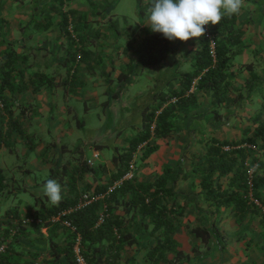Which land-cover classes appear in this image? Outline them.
<instances>
[{
	"label": "trees",
	"instance_id": "16d2710c",
	"mask_svg": "<svg viewBox=\"0 0 264 264\" xmlns=\"http://www.w3.org/2000/svg\"><path fill=\"white\" fill-rule=\"evenodd\" d=\"M245 2L251 5L246 10L247 19L242 17L245 6L240 15L231 18L225 16L218 25H208L216 41V63L202 74L194 92L187 96L184 92L191 79L210 66L205 36L187 42L170 41L171 46L165 47L168 40L150 29V33L142 31L140 38H132L123 49L124 53L131 56L133 63L136 61L137 66L145 67L148 63L146 70L155 69L153 65L170 55L172 72L167 80L170 81L171 88L170 91L160 93L154 108L143 112L141 129L109 161L114 169H110L107 182L98 186L96 184V188L89 187L86 191L102 190L125 173L132 154L141 142L147 141L137 157L142 163L157 149L158 138L173 137L176 133L180 135L183 131L179 128L177 115L190 123L192 117L188 111L195 107L197 93H206L210 97V104L214 106L223 104V107L233 105L237 108L236 112L229 111L224 115L233 116L240 135L232 139L212 140L210 137V140H203L202 147L188 151L185 149L174 164L162 165L159 174L147 179L139 178L137 166L134 176L123 181L112 193L69 215V220L82 236L81 252L88 264H199L206 255L213 250L221 252L231 241L244 240L247 247L249 242L246 236L253 231L255 221L260 228V236L264 237V41L252 51L255 67L253 61L236 62L241 49L250 45V42L243 41L244 24L251 22L250 13L253 9L264 15V2L259 8L254 5L256 0ZM37 3L38 0L35 8ZM150 3L151 0H136L137 11L142 18L148 17L147 8ZM51 5L58 15L57 35L69 42L67 50H64L67 47L64 42H57L59 50L64 51L58 60L59 67H65L66 70L62 81L55 82L59 75H55L54 70L48 73L39 71L34 67L35 62L22 66L35 51L32 46L26 48L22 43V50L19 52L14 47L9 48V44L5 50L0 48V142H8L16 132L26 139L31 151L42 146L40 155L47 160L50 159L47 153L50 145L39 140L41 133L38 134L33 128L29 129L33 113L25 115L28 103L25 105L18 102L14 93L28 90L35 93L51 86L55 88L56 85L67 84L70 89L83 85L81 80L75 79L76 66L67 65L69 59L75 64L82 60V47L92 40L88 35H83V29L88 23L84 10H79L78 5L69 4L67 7V0H52ZM106 14L102 17L104 23L108 21H103ZM141 21L144 22L143 19ZM129 35L132 36V33ZM60 37L57 36L55 40H61ZM162 39L166 41L165 45ZM2 40L0 34V47ZM137 40L139 42L136 46L131 44ZM178 49H181L180 53ZM181 52L184 55L181 56ZM177 55L183 57L181 62L190 61V69L183 71L178 67L179 62L173 58ZM132 61L128 65L132 66ZM245 70L252 72L251 75L237 84L238 75ZM121 73L124 77L125 73ZM24 74L27 77L23 81ZM172 96L178 97L177 101L163 107L154 120L155 111ZM16 110L25 117L26 124L23 127L21 118L15 115ZM225 116L219 109L212 115L219 121L226 119ZM152 121L155 122L153 135L149 130ZM193 132L194 130L191 134ZM251 144L255 148H251ZM224 146H229V149H224ZM245 161L257 166L252 175V188L247 184ZM59 164L60 161L55 168ZM106 166L104 162L94 165L87 163V160L78 167L73 166L72 174L67 178L70 188L75 185L76 177L85 173L92 176L106 174L109 171ZM65 167L64 165L62 170H51L61 179L66 171ZM47 179L50 177L42 180L43 184ZM14 181L13 177L7 176L0 168V245H5L0 251V264H34L37 261L40 264H61L62 258L75 264L71 249L74 231L60 222L49 223L46 218L74 203L79 194L62 197L58 206H52L43 194L37 197L35 195L34 205L31 207L33 209L26 210V213L20 212L17 205L2 211L1 203L6 201L11 189H15ZM184 183L190 186V190ZM250 192L258 203L250 200ZM104 207L106 218L102 224L95 226ZM26 216L40 218L42 222L22 223V218ZM42 227L46 228V232L41 231ZM180 229L190 246L187 251L181 247L178 236ZM42 249L48 251L47 259L39 258Z\"/></svg>",
	"mask_w": 264,
	"mask_h": 264
},
{
	"label": "rangeland",
	"instance_id": "374dc122",
	"mask_svg": "<svg viewBox=\"0 0 264 264\" xmlns=\"http://www.w3.org/2000/svg\"><path fill=\"white\" fill-rule=\"evenodd\" d=\"M39 1L43 2V4L37 3V8H35L36 1H19L22 4L21 11L25 13V21L23 23L25 27L22 32L16 31L18 37L15 39L16 42L25 40V47L32 46L33 50H35L28 56V60L22 63V66H27V64L31 62H36V66L45 65L51 67L54 63L52 69L54 70V74L60 75L62 72L63 75H65V67L57 66L59 58L64 53L63 50H59L57 47V42H64V45L67 46L64 50H67L69 47L68 39L63 41L64 38L57 35L59 31L57 28L53 30L52 35L46 38L47 43L37 44L39 39L38 18L42 17V21L45 22V13L51 15L53 14L52 12H56V9H53V11L46 9L44 4L49 0H38V2ZM263 2L262 0H256L254 5L256 8H259L262 7ZM69 4L70 6L78 5L77 8L79 10H84L88 23L83 29V35H88L90 37L89 39H92L90 40V44L85 43L82 47L84 51L83 59L76 64L73 60L69 59L67 65L76 66L77 74L75 79L81 80L83 84L78 86L80 91L75 87L72 88L74 94L81 95L80 98L75 99L71 94V103L75 107L77 113L68 112L62 102L56 106L49 120H45V126L48 124L47 121L50 123V131L44 134L42 131L39 140L50 145L47 152L48 158L50 157V159L47 160L50 163L49 167L44 166V163H47L44 156H38L34 151L26 152V148L29 145H27L24 137L17 140L16 151L11 152L7 149L3 155L1 154L0 168H3L5 171L7 168L10 169L11 175H14V186L16 189L15 194H11L12 191H10L9 193L11 195H8L6 201L1 203L3 205L2 211L5 206H25L26 209L33 207L34 196L36 195L37 197L40 194L44 195V184L42 180L49 176L50 179H54L58 182L59 176L53 173L51 175L50 169L55 168L58 159L60 160V164L58 168L56 167L55 169L62 170V167L65 165L66 171H64L63 176L68 179L72 174L71 168L73 166L78 167L80 161L83 160L80 159L81 157H84V159L91 158L94 165H98L104 160H107V162L111 164L109 161H111L112 157L118 151H122L127 141L135 136L141 129L142 119L141 113L138 112V110L142 105L149 103L147 99L155 88V80L152 79V72L137 67V64H135L136 61L134 63L132 61V66L128 65L120 69L115 66L116 69H119L118 73L113 72V70L107 73L108 66L106 62L103 61L102 57L103 51L107 50L104 47L107 43L111 44L112 48L126 47V44L123 43L125 38L124 33L127 34V29H132L131 27L137 26L136 0H67V7H69ZM52 5L57 7L55 3H52ZM104 6L106 7L104 8ZM249 7L250 6H248V9ZM106 9L108 10L107 14ZM254 10L255 9L250 13L251 21L254 22V30L264 35V15ZM105 14L106 19H108L106 23L102 22V17ZM103 30L108 32L107 38L103 37ZM98 31L99 34L97 35ZM57 36L60 37L61 40L56 41L55 38ZM141 36L142 35H133V38L138 39ZM138 42L139 40L134 42L133 45L136 46ZM249 42L251 43H249L250 45L247 47V52L252 53L256 45L252 38L249 39ZM13 47H17L16 43L13 44ZM31 65L30 67H32ZM121 72L125 73L124 77L121 75ZM104 90H107V92H103ZM113 92H115V94H113ZM81 93H84L88 98H82L83 95ZM60 95L62 98L66 99L64 102L67 103L69 93L67 92L65 94V90L61 89ZM36 106L37 102L35 101L33 102L31 111H33ZM220 111L224 114L222 110ZM58 112L61 113L58 114ZM180 116L177 115V117H179V128H181L180 130L184 133L182 135L176 133L173 137L168 136L166 139L172 140L173 138H179L177 142L180 141V144L183 143L185 147H188L187 149L193 148L194 150L199 147L200 138H202L203 134L210 137L216 136L217 133H221V135L227 137L228 128L226 122H232L233 118V116L226 117L224 115L226 119H223L218 127L212 128L207 126L209 125L208 120H211L210 116L205 115V129H203L205 131H197L189 121H186V118L182 119ZM199 128L202 129L201 126ZM193 130H195L197 134L194 133L191 136V131ZM161 140L163 139H157L158 142ZM95 144L99 148L97 149V154L93 155L94 148L92 147ZM158 149L156 151H158ZM137 157L135 160L136 167L141 165V161ZM66 160L67 162H63ZM27 169L29 170L27 171ZM17 188L19 190H17ZM19 210L21 211V209ZM219 254L218 250H213V252L206 255V258L201 260L199 264H207L210 262V257L212 255L216 257V260H219L220 257H222V255Z\"/></svg>",
	"mask_w": 264,
	"mask_h": 264
},
{
	"label": "crops",
	"instance_id": "0c3cea01",
	"mask_svg": "<svg viewBox=\"0 0 264 264\" xmlns=\"http://www.w3.org/2000/svg\"><path fill=\"white\" fill-rule=\"evenodd\" d=\"M20 0H0V34L2 35V44H1V49L5 50L7 45L9 48L13 47V42L15 40L16 43V50L19 52L22 50L21 46L22 43H24L26 45V41H18L16 42V31H20L22 32L24 30L25 25L23 24L25 19H24V11H21L22 9V4L19 2ZM31 1H36V0H31ZM51 1L49 0L46 4H44L46 6V9L53 11L52 5H51ZM39 3L43 4V2L39 1ZM245 10L242 12L243 15V19H247L248 18V13H247V9L249 5L248 3L245 2ZM253 6V5H252ZM23 12V13H22ZM53 14L48 15L47 13H45V18L46 21L43 22L42 21V17L38 18V41L37 44H43V43H47L46 42V38L49 35H52L53 30L57 29V23H58V15L57 12H52ZM136 16H137V26L136 27H131L132 29H127V34L124 33L125 38L123 43L124 44H128V42H130V40H132V36L133 35H142L141 32L142 31H150V27L147 25L148 23V17L142 18L141 15L138 13L137 8H136ZM144 17V16H143ZM144 20V22H142L141 20ZM107 19L105 18V20L103 19V21H106ZM254 27V22L251 21L248 24H244V36H243V41L245 43L249 42V39H253L254 43L256 45V47L258 48L259 45H261L260 43L262 41H264V35L263 33H258L256 32ZM107 31L103 30V37L107 38ZM132 33V36H130L129 34ZM150 33V32H149ZM254 33V34H253ZM253 34V35H252ZM21 35V34H19ZM131 37V38H130ZM163 41V45H165V40L162 39ZM12 43V44H11ZM134 42H131V44H133ZM251 43V42H250ZM264 44V43H262ZM171 46V42L168 40L167 44L165 47H170ZM104 47L107 49L105 51H103V61L106 62L107 67V73L110 72V70H113V72L118 73L119 69L122 67H127L128 66V62L132 59L130 58L131 56H128V53H124L123 49L124 47H119V48H112V45L107 43L104 45ZM254 47V46H253ZM255 48V47H254ZM181 49H178V52L180 53ZM182 53V52H181ZM184 55V52L181 54V56ZM253 52H247V47H243L241 49L240 54L237 55V60L236 62L238 63H247L250 61L254 62V67L256 66L255 63V58L253 56ZM175 59V61L179 62L178 67L181 70H188L190 69V61L189 62H181V60H183V57H180V55H177V57H173ZM259 64L261 63V60H258ZM116 62V63H115ZM135 62V61H134ZM182 63V64H181ZM147 65L148 63H146V66L144 67L143 65H139L137 67H140L142 69H147ZM59 67V65H57ZM56 66V67H57ZM115 66L119 69H116ZM34 67L38 68L39 71H45L46 73L48 72H53V67H54V63L51 65V67L45 66V65H39L36 66V62L34 63ZM153 67L155 69H150L148 68L151 72H152V79L155 80V88L154 90H152V93H150V97L147 99L148 100V104L142 105L138 112L141 113V115L143 114V112L145 111H149L151 108H154V105L157 104V97L159 98V95L162 91L165 90H169L171 88V83L170 81H168L167 79L171 76V57L170 55H166V57L162 58L159 63H157L156 65H153ZM173 67H175V65H173ZM37 70V69H36ZM252 72L250 71H243L242 74L237 77V84L238 82H241L245 77H248L251 75ZM27 75L24 74L23 76V81L26 79ZM63 73L61 72L60 75L57 77V79L55 80V82L57 81H62L63 80ZM85 78V76H84ZM55 84V83H54ZM105 85V84H104ZM180 85V84H179ZM63 89L65 90V94L68 92L69 93V98L67 99V103L64 102L66 99L62 98L60 95V90ZM78 91H80V88H76ZM72 88L70 89L69 86L66 85H59L55 88H53V86L48 87L46 90H42L39 92H30L28 91H24L23 93L20 92H15L14 95L17 96V98L19 99L18 102L20 103H28V109L27 111H25V115L26 114H32V122L30 125L29 129L35 130L38 133H41L43 131L44 133H47V131L49 130L50 127V123L49 121L47 126L44 125V123L46 122L45 120H48V118L53 115L54 110L56 109V106L59 105V103H64V106L67 108L68 112H73L74 114L77 113L75 107L72 105L71 103V94L74 96V98H80L81 95H76L72 92ZM103 92H106V90H104ZM82 94V93H81ZM82 98L87 99L88 96H86L84 93L82 94ZM197 100H196V104L194 105L195 107L191 110L188 111V114L192 117V120L190 121V124L194 127V129H196L197 131H205L203 129H205V119L204 116L208 115L210 116L211 120H208V124L207 126L215 128L218 127V125L222 122L223 118L219 121L217 119H214L212 117V115L214 116L215 112L217 111V109L222 110L224 113L227 112L229 113V111H231V113L236 112L237 108H234L233 105L227 106L225 105L223 107L222 106H214L213 104H210V100H209V96L206 93L200 92L197 93ZM96 98V96H95ZM37 102V106L36 108L32 110V106H33V102ZM86 102V101H85ZM214 106V107H213ZM87 108V107H86ZM23 109V106L22 108ZM26 109V108H25ZM61 112H58V114ZM220 113L222 114V112L220 111ZM15 115L19 116V118H21V127L25 126V122L23 117L24 115H21L18 113V110L15 111ZM67 115V114H65ZM64 115V116H65ZM224 116V114H223ZM232 124V125H231ZM201 126L202 129H200L199 127ZM226 126L228 128V136L224 137L223 135H221V133H217L216 136H210L212 138V140H223V139H232L234 137H237L238 135H240L239 130L235 127L234 125V120L232 118V122H226ZM184 132H182L180 135H182ZM196 133L195 130L194 132L191 134V136ZM197 134V133H196ZM216 134V133H215ZM208 138L207 136H205L203 134L202 138H200V142H199V147L197 149H199L200 147H202L203 144V140H210L211 138ZM19 138H21L16 132L13 133L12 135V139L9 140L8 142L4 143V142H0V156L1 154L3 155L7 149H9V151L14 152L16 151V143L17 140H19ZM177 140H179V138H173L172 140H168L166 138H164L163 140H161L160 142L157 141V149L158 151H154L152 152L147 158L144 159V161H142L141 165L137 168V175L139 176L140 179H147L149 177H153V175L155 174H159L161 171V167L164 164H174L177 161V158L182 154V152H184V150L186 149V151H188L189 149H187L188 147H185V144L181 143L180 141L177 142ZM202 140V141H201ZM127 141V140H126ZM6 144V145H5ZM13 150H11V148ZM42 146H39L37 148L34 149V152L38 155L41 156L40 153V148ZM93 155L97 154V149L98 146L93 145ZM67 149V148H64ZM192 150H194L193 148H190ZM31 149L29 147L26 148V152H30ZM25 152V153H26ZM32 152V151H31ZM50 155V154H49ZM54 159V158H53ZM83 159L80 161V163H83L84 157L80 158ZM79 159V160H80ZM47 160V159H46ZM58 161H60L58 159ZM63 162H67L63 161ZM62 162V163H63ZM93 162V160H92ZM104 162L109 168V171L106 174H102L101 176H92L89 173H85L82 176H79L78 178L76 177V182L75 185H70L67 182V178H65L64 176L61 177V179H58V182L60 183L61 186V196L62 197H69V196H77L82 190L85 189H89V187H91L90 189L96 188V184L97 186L100 185L101 183H106L109 173H111L110 169H114L113 165H111L110 163L107 162V160L102 161ZM101 164V163H100ZM12 166V165H11ZM44 166H50V163H44ZM12 168V167H11ZM3 169V168H1ZM51 169V168H50ZM4 170V169H3ZM29 169H27L28 171ZM7 172V173H6ZM53 171L51 170V173ZM4 173L7 174V176L10 177H14V175H11L10 169L7 168V170H4ZM185 185H187L186 183H184ZM94 186V187H93ZM189 187L188 190H190V186L187 185ZM12 193H16V189H11ZM93 191V190H90ZM9 193V195H11ZM74 198V197H72ZM7 206L4 207V209ZM19 209H21L20 212H24L26 213L28 209L25 208V206H18ZM33 209V208H31ZM254 223V227L253 231L250 232L251 234L246 236V240L249 242V244L246 247V244L244 242V240L242 241H234V242H229L223 250H221V252H219V255H222V257H220L219 260H216V257H213V255L210 257L211 261L208 262L207 264H264V237H261L259 234V230L260 228L257 226V221L253 222ZM42 232H46V228H41ZM178 236L180 237V242L182 249H184L185 251L188 250L189 243L188 240L183 232V230L180 229V231H178ZM212 253V252H211ZM210 253V254H211ZM41 256H39V258L42 259H47L49 257L48 251L45 249H42V252H40ZM61 264H71L70 262H67L65 259H61ZM57 264V263H54Z\"/></svg>",
	"mask_w": 264,
	"mask_h": 264
},
{
	"label": "clouds",
	"instance_id": "9594fccd",
	"mask_svg": "<svg viewBox=\"0 0 264 264\" xmlns=\"http://www.w3.org/2000/svg\"><path fill=\"white\" fill-rule=\"evenodd\" d=\"M244 7L245 0H151L147 25L169 41L198 40L207 25H218L225 16H238ZM43 191L52 206L59 205L61 186L56 180L47 179Z\"/></svg>",
	"mask_w": 264,
	"mask_h": 264
},
{
	"label": "built area",
	"instance_id": "2783aa9c",
	"mask_svg": "<svg viewBox=\"0 0 264 264\" xmlns=\"http://www.w3.org/2000/svg\"><path fill=\"white\" fill-rule=\"evenodd\" d=\"M205 38L208 41V55L210 57V66H207L206 68L203 69V71H201L200 73H198L196 76H194L191 79L190 85L187 88V90L184 92L185 96L191 94L194 92V90L196 89V84L197 82L201 79L202 74L208 70L209 67H213L214 64L216 63V41L214 38V35L212 34V32L209 29V26H206V30H205ZM79 58V55L77 56ZM77 58V59H78ZM178 97L176 96H172L169 100H167L165 103H163L154 113V120L155 117L160 113V111L162 110L163 107L169 105V104H173L177 101ZM155 128V122L152 121L150 123L149 126V130L151 132V135H153V131ZM152 136H150L151 138ZM147 144V141H143L140 144L137 145L134 153L132 154V158L130 159V161L128 162V168L126 170L125 173H123L120 177L114 179L111 183H108L104 189L102 190H98V191H81L79 193V195L76 198V201L66 207H63L59 210H57L55 213L49 215L46 218V221L49 223H56V222H60L62 223L64 226L69 227L71 229V231H74L75 236L73 239V243L71 246L72 249V253H73V258L75 261V264H88L84 255L81 252V234L80 232L76 231V227L71 223V221L69 220L68 216L71 215L72 213L86 207L87 205L96 202V201H100L103 198H105L107 195H109L110 193H112L116 187H118L120 184H122L123 181L128 180L130 178H132L134 176V171L136 169L135 166V159L137 156L140 155L141 149H143V147ZM251 148H255L252 144L250 145ZM224 149H229V146H224ZM87 163L89 164H93L92 159L89 158L87 159ZM244 165L247 169V184L249 188H252L253 186V180H252V175L254 173V165L250 164L248 161L244 162ZM251 191V190H250ZM250 196V200L254 201L255 203H258L257 200L255 198L252 197V194L250 192L249 194ZM106 218V213H105V207L103 208V210L99 213L96 222H95V226H98L100 224L103 223L104 219ZM29 222H36V223H41L42 220L40 218H35L33 219L32 217H23L22 218V223H29ZM45 228V227H43ZM5 245L1 244L0 245V251H2L4 249ZM34 264H40V261L35 262Z\"/></svg>",
	"mask_w": 264,
	"mask_h": 264
}]
</instances>
